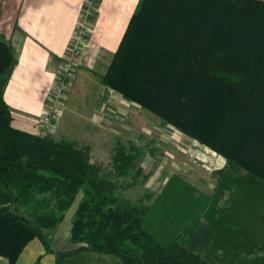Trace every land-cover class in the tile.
I'll return each instance as SVG.
<instances>
[{
    "label": "trees",
    "instance_id": "16d2710c",
    "mask_svg": "<svg viewBox=\"0 0 264 264\" xmlns=\"http://www.w3.org/2000/svg\"><path fill=\"white\" fill-rule=\"evenodd\" d=\"M13 66L12 48L0 39V255L11 264L35 238L51 252L44 231L62 222L80 192L71 228L76 248L63 256L95 251L125 264H245L246 255L264 249V224L257 233L243 227L245 214L228 239L251 243L243 251L233 245L215 262L181 235L161 242L147 227L146 196L122 194L148 178L140 165L146 145L118 139L106 171L89 146L15 127L4 98ZM102 81L226 159L213 172L221 175L217 194L196 203L211 222L230 180L236 194L243 191L244 213L254 214L252 204L264 208V0H140ZM235 168L241 172L233 175ZM226 217L214 229L217 247L235 232L227 225L226 233Z\"/></svg>",
    "mask_w": 264,
    "mask_h": 264
},
{
    "label": "crops",
    "instance_id": "0c3cea01",
    "mask_svg": "<svg viewBox=\"0 0 264 264\" xmlns=\"http://www.w3.org/2000/svg\"><path fill=\"white\" fill-rule=\"evenodd\" d=\"M87 1L0 0V39L8 41L14 57L4 98L10 106L15 127L32 133L38 132L41 112L52 96L56 75L74 28L85 12ZM139 1L95 0V8L86 15L88 42L83 46L82 60L65 101L64 113L51 137L73 141L79 146H89L92 161L101 164L106 171L112 169V156L118 139H132L145 144L140 165L148 178L122 191V194L131 201L146 196V203L151 207L147 215V227L153 235L166 244L181 235V241L195 253L204 254L207 248L215 247L214 252L222 254L232 249L233 245L237 250H246L245 247L251 243L248 239L235 242L228 239L229 235L236 233L238 224L234 222L237 217L247 214L243 210V191L235 193L233 180L229 181V185L216 200L215 208L220 213L216 214L214 222L196 204L202 200V191L211 199L217 194L218 178L221 175L218 174L217 177L213 172L224 168L226 159L222 155L211 149V152H201L204 148L194 149L204 157L207 167L213 166L207 170L201 164L195 165L193 158L201 160V156L195 152H182V149L171 146L155 148V140L144 134L132 133L130 137L118 134L117 130L127 131L121 127L126 106L129 103L137 104L124 99L117 91L105 85L102 78L110 67ZM109 137L114 142L106 147L104 140ZM219 157L223 161L217 164ZM108 165L111 166L107 167ZM197 170L206 179L197 182L194 177ZM232 172L235 175L233 170ZM184 189L191 192V197L188 198ZM82 196L83 193L80 192L58 226L45 229L51 252L47 251L39 238H35L28 243L15 264H125L119 256L95 251L72 256L61 255L76 248L71 241L72 219ZM224 205L228 209L220 211ZM223 213L227 216L226 220L229 219L224 221L226 233L228 226L235 232L228 234L225 241L220 240L217 247L219 241L215 238L217 232L214 229L223 226ZM192 224L193 230L186 233V228ZM242 225L248 227L245 221ZM260 252L263 256L264 249ZM0 264L11 263L0 255Z\"/></svg>",
    "mask_w": 264,
    "mask_h": 264
},
{
    "label": "rangeland",
    "instance_id": "374dc122",
    "mask_svg": "<svg viewBox=\"0 0 264 264\" xmlns=\"http://www.w3.org/2000/svg\"><path fill=\"white\" fill-rule=\"evenodd\" d=\"M125 112H126L125 113L126 119L124 118L122 120L121 127L126 128L127 131L117 130L118 134H120L122 136L126 135V136L130 137L132 133L133 134H144L149 139L153 138L155 140V142L153 144V146L155 148L156 147L157 148L168 147V146H171L174 148L178 147V148L183 150L182 152L185 151V152L191 153V154L196 153V154L200 155L199 153H197L198 151H193V150L197 149V148H199V149L204 148L199 143L192 141L191 139L185 137L183 134L178 132V130L174 129L173 127L165 126L157 117L151 115L150 113H148L146 110L142 109L138 105H134V104L130 105V103H129V105H127L125 108ZM68 117L70 118L69 113H68ZM110 129H111V127H110ZM128 130L130 133H128ZM123 138H125V137H123ZM64 139H66V137H64ZM104 141L106 142L105 143L106 147H110L111 143L114 142V139L109 137ZM204 151L210 152L208 149H205V148L201 152H204ZM206 155H208V153ZM106 156H107V158L109 157V155H106ZM200 156H201V160L197 159V158H193V160L196 163L195 165L201 164V166H203L204 168L207 167V163L204 162V157H202V155H200ZM205 158H208V157H205ZM222 161H223V159L219 157V161L217 162V164H219ZM165 162H168V161L166 160ZM110 166L111 165H108L107 167H110ZM208 168H213V166L208 165L207 170H209ZM207 170H206V172H207ZM233 171L235 172V175L238 173V171H239V173L241 172V170L237 169V168L233 169ZM196 172H197L195 174L196 176H194V177L197 180V182L198 181L201 182V181H203V179H206V177L203 175V173H201L203 175V176H201L200 172L198 170ZM191 175L193 176L194 174H191ZM199 178H201V179H199ZM202 187L204 188V184ZM184 193L186 195L191 194V192H189L186 189H184ZM201 193L203 195H205V193L203 191ZM252 207H253L252 212L254 214H250V212L247 211V214L241 220H245V223L248 225V227H250L251 230L254 229L255 233H257L258 229L261 227V225L264 224V217H262V216H264V208L262 205L256 206V204H252ZM252 207H251V210H252ZM260 254H261L260 251L249 253V255L245 256V259H244L245 264H258V261H259L260 257L262 256ZM204 255L207 258H209L210 260H212L213 262L216 261L217 253L211 251L209 248H207ZM246 258H247V260H246ZM215 263L219 264L218 261H216Z\"/></svg>",
    "mask_w": 264,
    "mask_h": 264
},
{
    "label": "built area",
    "instance_id": "2783aa9c",
    "mask_svg": "<svg viewBox=\"0 0 264 264\" xmlns=\"http://www.w3.org/2000/svg\"><path fill=\"white\" fill-rule=\"evenodd\" d=\"M95 8V0H88L82 18L77 22L67 50L63 56L61 68L55 78V88L49 101L44 105L40 116V127L37 134L48 136L53 134L64 113V104L69 95L77 69L82 60V50L88 38L86 36V15Z\"/></svg>",
    "mask_w": 264,
    "mask_h": 264
}]
</instances>
